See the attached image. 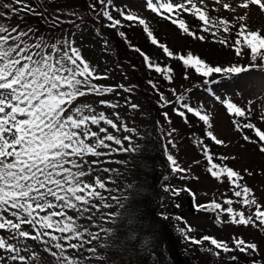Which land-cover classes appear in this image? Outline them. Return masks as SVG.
I'll use <instances>...</instances> for the list:
<instances>
[{
  "label": "snow or ice",
  "instance_id": "obj_1",
  "mask_svg": "<svg viewBox=\"0 0 264 264\" xmlns=\"http://www.w3.org/2000/svg\"><path fill=\"white\" fill-rule=\"evenodd\" d=\"M96 4L101 6L99 15L108 21L107 27L123 28L124 21L128 22L129 27L138 23L143 26L144 33L153 45L160 47L168 57L182 61L185 68L191 69L202 78L204 85L218 84L214 79L216 76L227 77L247 72L253 67L264 66V33L260 29L251 30L246 23L253 7L264 14V0H213L217 7H213L212 11L228 12L231 19L210 16L207 0H144L146 10L170 20L187 36L203 41L205 36L192 31L186 20L181 18L183 14L192 16L199 21L201 32L210 33L212 37H221L217 42L232 48L238 57L248 55L251 63L247 66L212 65L191 53L186 56H174L173 52L154 36L143 17L134 15L131 10L115 9L120 17L116 18L110 11L112 0H96L95 4L90 5L93 11L97 10ZM0 8L8 10L0 11V18L7 16L9 12L43 16V12H37L27 0H11L10 3L0 0ZM59 22V16L52 17L49 21L52 27ZM233 31L234 39L230 41L228 36ZM118 34L126 39L123 31ZM34 37L35 31L32 28L0 23V233H7L6 236L0 235V264H8L9 260L14 264H35L40 259L37 251H30L27 245L21 246L22 241H39L44 245V252L57 264H80L78 258L67 254L69 250H79L85 244L103 240L114 231L97 224L93 219L94 209L98 212L101 207L111 208L112 204L107 203V198L99 191L106 190L104 181L99 177L91 182L85 179L90 175L89 170L85 168L89 161L85 158L102 155L97 149L110 147L105 143L106 140L117 145H121L122 141L114 135L106 134L101 137L97 131H93L91 126H99L101 122L117 130L119 126L113 120L107 119L103 112L97 113L91 104L78 103V100L88 95L104 96L115 89L94 82L107 77L98 74L71 41L48 43L43 37ZM133 50L143 57L145 66L150 71L161 74L171 83L172 69L153 63L139 48ZM187 78L185 75V79ZM149 84L159 91L151 80ZM131 90L124 88L127 92ZM172 91L175 102L180 106L174 108L177 115L185 117L187 122L185 113H191L208 128L212 127L210 117L203 108L190 106L184 102L183 95L176 94L174 89ZM215 99L232 116L247 118L251 111L250 108L238 106L231 99L219 95H215ZM160 101L164 106L172 103L163 93H160ZM99 103L118 107L104 100ZM131 107L138 106L132 104ZM164 116L167 120L168 114L164 113ZM260 120L264 122V114L260 116ZM233 123L239 131L251 130L252 136L245 132L243 139L258 144L259 151L264 153V130L252 123L250 118L243 124L237 121ZM125 131L131 130L125 127ZM99 132L107 133V129L100 127ZM171 134L169 132V135ZM207 136L218 145L224 143L211 131L207 132ZM124 139L131 142L129 136ZM198 143L203 145V141ZM122 150L136 151V148ZM203 153L209 165L208 172L217 180L226 178L233 188L239 189L233 192L235 197L240 198L236 202L249 209L254 206L255 210L250 211L248 215L244 211H237L232 207V199L223 201L224 205H228L226 208L215 201L198 207L226 213L233 224L264 228V205L256 201L247 186L238 183L243 179L240 173L214 163L207 146L203 147ZM167 159L174 172L186 171L179 167L172 155H168ZM219 159L225 160L227 157ZM132 187L133 185H128V188ZM180 191L190 190L174 189L173 195H179ZM110 199L119 207H124L120 203L121 197L113 195ZM70 211L79 213L80 216L90 213L87 219L92 221V226L98 230L92 232L78 224L80 216L70 215ZM119 215V212H109L99 219L104 223H115ZM192 231L194 230L190 226H186L181 229V234L191 245L201 246L207 242L208 247L204 248V251L217 258L221 253L258 251L255 243L240 237H233L230 246L227 241L209 235L200 238L187 235ZM144 243L147 245L149 242ZM87 251L95 254L97 248L90 247ZM22 252L27 255H22ZM97 259L101 257L98 256ZM230 259L235 261L237 257L231 256Z\"/></svg>",
  "mask_w": 264,
  "mask_h": 264
},
{
  "label": "rangeland",
  "instance_id": "obj_2",
  "mask_svg": "<svg viewBox=\"0 0 264 264\" xmlns=\"http://www.w3.org/2000/svg\"><path fill=\"white\" fill-rule=\"evenodd\" d=\"M3 1L6 3L11 2V0ZM27 2L36 8L30 0H27ZM32 2L35 3V5L40 3L46 9V16L49 17L50 20L52 17L59 16L60 22L55 27H52L49 23L50 20L47 21L45 32L37 30L35 27L21 28H32L35 31L34 38L43 37L48 43H56L57 41L63 40L71 41L73 46L79 49L84 59L89 62L90 66L95 68L96 72L101 76L107 77L106 79L94 82L98 85L111 86L115 89L114 92L104 96L88 95L78 100V103L91 104L97 113L103 112L107 119L113 120L119 126L117 130L101 122L99 126H91L93 131H97L101 137L110 134L122 141L121 145H117L112 141L106 140L105 143L110 147L97 149L99 152L103 153L102 155L87 156L85 158L89 161V163L85 165V168L90 172V175L85 177V179L91 182L96 177H99L104 181L106 190L100 189L99 191L107 198L106 202L112 204L111 208L101 207L98 212L94 209L93 219L96 220L97 224H101L105 228L114 229V231L107 237H104L103 240L93 241L91 244H85L84 247L79 250H69L67 253L68 255L78 258L80 264H91L90 261L92 260L93 253H89L87 251L88 248H97V252L94 255L99 256L104 253L105 249L107 250L115 247V243L119 238L123 241V235L125 236L121 225L119 226L118 218L115 223H104L99 219L100 216L106 213L117 212V204L115 201L111 200L110 197L113 195L121 197V203L127 193L128 185H130L133 180L132 172L134 168L132 165V158L127 154L131 151L125 152L122 148L135 147L136 150H139L142 138H148L147 140L151 141V139L155 137L153 132L155 127L146 131V129L152 127L154 123L149 119L151 118L150 110L149 107L145 105V95L140 93L141 86L137 79V75H133L131 72L127 71V67L124 63L107 60L102 51L104 45L99 43L97 39L90 36L88 33L89 29L92 27H94V30L97 29V27H101L110 34L114 33L112 28H105L108 22H103V16L99 15L101 6L96 4L97 10L93 11L90 5L96 2L92 0H32ZM207 3L208 12L211 11L210 13L213 17H231L230 13L224 12L223 10L220 12L212 11L213 7H217L213 4V0H207ZM115 9L131 10L134 15L145 17L144 19H151V16L154 15L145 9L144 0H112L110 11L117 13L119 16V13L115 11ZM0 11L6 12L3 8H0ZM77 19L81 21V24L77 25L74 23ZM85 19L89 21L86 22L84 21ZM263 19L264 17L259 13L258 9L253 7L250 18L246 23L253 25L252 28L256 30L258 28L254 26H258V23L260 25L264 24ZM0 23L6 24L4 17L0 18ZM71 23H73V26H71ZM170 32L172 31H169V33ZM96 36L99 40H103L100 32H96ZM174 37H176L177 46L184 45L185 37L182 32ZM170 38L171 41H173V37ZM190 50L195 56L204 53L207 60H214L217 63L227 62L229 59L226 51L221 49L218 45L207 42L206 40L201 41L195 39L191 43ZM168 59L167 56L163 55L156 64L161 67L169 64L168 68L172 69L171 83L165 79L162 82L164 84L162 87L163 95L166 99L172 101V103L167 106L162 104L164 108L160 111L159 115L156 116L155 122L158 128L163 129L162 136L167 156L172 155L173 158L176 159L179 167L186 169L185 172H172L173 181L176 180L177 183L170 185L169 192H173L174 189L190 190L180 191V194L186 198V201L187 198H189L190 201L192 200V205H194V207H191V213L189 215L180 217L181 219L177 220V224L179 225L176 227L178 234H181V229L190 226L194 231L187 233V235L195 238L209 235L218 240L227 241L229 245L232 246V238L240 237L247 242L255 243L258 248V251L255 253L233 251L230 253H221L217 258L204 251V248L208 247L207 242L201 246L191 245L181 234L183 236L182 240H185V244L191 248H189V251L199 256L200 264H264V228L254 227L252 225L244 226L233 224L231 223V218L226 213H221L219 210L210 211L205 210L203 207H198L215 201L221 203L223 207L226 208L228 205H224L223 201L225 199H232L234 201L232 207L237 211H244L245 214L248 215L250 211L255 210L254 206L249 209L236 202L240 198L235 197L233 192L239 189L233 188L226 178L222 177L221 180H217L208 172L209 165L203 153V147L198 143L195 144V141L191 142V138L186 139L184 131L179 130V124L183 122V117L177 115L174 111V108H179L180 106L175 102V96L172 91L174 89L176 94L183 95L184 102L186 103L188 102L187 100L190 99L192 107L194 108L195 106L193 103L195 102V98H192L190 93L194 92L200 97H197L198 104L203 106L204 111L211 113L214 124V135L224 141V143L220 145H216L214 142V149L211 146L208 148L209 154L212 153L213 160L217 159L219 165L230 167L240 173L243 179L238 181V183L247 186L251 190L252 196H254L256 201L264 205V153L259 151L258 144L250 143L243 139L245 130H237L233 123V121H237V117L230 115L226 108L215 99V95H219L225 99H231L238 106H243L246 109L250 108V112L261 116L264 114V69L253 68L247 72L233 74L227 77L217 76L216 78L214 77V79L219 82L218 84L204 85L201 82L198 86H192L191 88L193 89L190 90V93H186L187 86H190L192 83L190 80L181 82L182 79L178 76L180 71L178 63H182V61L175 62L172 59L168 61ZM157 75L159 76L161 74ZM156 78L157 77L154 76V83L157 82ZM124 88H130L132 90L127 92L124 91ZM213 92L215 95H213ZM149 94L150 93H148V96ZM101 100L107 101L110 104H116L118 107L113 108L102 105L99 103ZM132 104L138 107L132 108ZM164 113L168 114L167 120L165 119ZM259 126L264 130V122L261 121ZM100 127L107 129V133H100ZM125 127L131 131H125ZM169 132L172 134L169 135ZM125 136L131 137V142L125 140ZM220 157H227V159L221 160L219 159ZM201 158L203 159L202 162L200 161ZM92 161H95V163H91ZM105 169H109V171L106 172L104 171ZM159 190L163 192L164 187H161ZM94 202L101 203L99 201ZM169 202L171 205L169 208L177 205L178 209L181 210L183 207V202H179L178 204H174L172 201ZM69 214L80 216L79 213L71 211ZM89 214L90 213H84L80 216L77 223L87 227L89 231L95 232L98 229L93 227L92 221L87 219ZM119 227L120 230H118ZM0 235L6 236L7 233L2 232ZM85 239H87L86 235ZM127 240L132 241V238L126 237V241ZM23 245H27L30 251H37L39 253L40 259L37 260L35 264H57L50 255L44 252V245L39 241H22L21 246ZM2 254L7 256L6 253ZM21 254L27 255V253L23 252ZM231 256H236L237 259L233 261L230 259ZM154 263V259H152L150 264ZM8 264H14V262L9 260Z\"/></svg>",
  "mask_w": 264,
  "mask_h": 264
},
{
  "label": "trees",
  "instance_id": "obj_3",
  "mask_svg": "<svg viewBox=\"0 0 264 264\" xmlns=\"http://www.w3.org/2000/svg\"><path fill=\"white\" fill-rule=\"evenodd\" d=\"M92 1L96 2V0ZM30 2L36 7L35 9H37V12H43V16L28 15L24 13L12 14L9 12V14L4 17L6 24L10 26L21 25L20 27H35L37 30L45 32L46 22L50 20L49 17L46 16V9L40 3L35 5L32 0H30ZM5 11L8 12V10ZM210 12L209 15L212 16ZM111 14L116 18H120L115 12L111 11ZM261 15L264 17V14ZM181 18L186 20L192 31L196 32L198 35L205 36L207 42L216 44L226 51L229 59L227 62L217 63L214 60H207L204 53L198 54L197 57L212 65L228 66L229 64H239L243 66L245 64L244 66H247L251 63L248 55L245 54L238 57L235 55L232 48L225 47L218 43L217 41L221 37H212L210 33L201 32L199 30V21L192 16L183 14ZM226 18L231 19V17ZM145 20L158 41L166 45L169 50L173 52L174 56H186L188 53L193 54L190 47L195 39L180 31L170 20H165L155 14L151 16V19L147 18ZM84 21L88 22L89 20L85 19ZM105 21L106 23L108 22L103 17V22ZM74 23L78 25L81 24V21L77 19ZM123 23L125 25L123 28H112L114 31L113 34L108 33V31L105 29L103 30L101 27H97L95 30L94 27H92L89 29L88 33L90 36L97 39L99 43L104 45L102 51L107 60L122 62L127 67V71L131 72L133 75H137V79L141 86L140 93L145 95V105L149 107L150 110L151 118L149 119L154 123V125L147 128L146 131L155 127L153 131L155 137L152 138L151 141H148V138H142L139 150L127 153L130 158H132V165L134 168V171L132 172L133 180L131 183L133 187L127 188V193L124 196L127 197V199L123 198V201L121 202L124 207H119L118 205L116 207L117 212L120 214L117 217L119 226L121 225L125 234V236L123 235V241L125 238L124 244L119 238L115 243V247L107 250L104 248V253L99 255L101 259H97L98 256L92 254V260L90 263L150 264L152 259H154V264H200L199 256H196L192 251H189L191 248L185 244V240H182L183 236L178 234L176 229V227L179 226L176 218L189 215L191 213L190 209L191 207H194V205H192V200L190 201L189 198H187L186 201V198L182 194L179 193V195H173V192H169L170 185H174V183L177 182L176 180L173 181L172 166L167 159L165 143L162 136L163 129L158 128L155 122L156 116L159 115L160 111L164 108L160 101V93H163L162 87L164 84L162 82L164 78L162 75L158 76L155 71H150L145 66L143 57L133 49H141L155 64L160 61V58H162L163 55H167L160 47L153 45L150 42L149 38L143 31V26L134 23L133 26L129 27L127 21H124ZM247 24L251 30H254V28H252L253 25L249 23ZM71 26H73V23H71ZM258 26L254 27H257L262 33H264V24L260 25L258 23ZM119 31H123L126 34V39L118 34ZM169 31L172 32L169 33ZM96 32H100L103 40L97 38ZM181 32L185 37V43L182 46H177L176 37L174 36L181 34ZM170 37H173V41H171ZM228 38L230 41L234 39V31L228 36ZM193 55L195 56V54ZM168 58V61L171 59L175 62L180 61L178 59ZM168 65L162 67H168ZM178 68H180L178 76L182 79L181 82L190 80L192 83L190 86H187L186 93L191 92L190 90L193 89L191 88L192 86H198V84L202 82V78L191 69L185 68L183 63H178ZM253 68L264 69V66ZM185 75L188 76L187 79H185ZM154 76L157 77V82L155 84L159 91L153 89L151 84H149L150 80L154 83ZM148 93H150L149 96ZM190 94L192 98H195L194 101L196 103L192 102L195 108H203V106L198 104L197 94L194 92ZM187 101V103L192 106L190 99ZM180 110L185 111L183 108H180ZM208 115L210 117V123L212 124L211 128H208L191 113L186 112L185 116L187 122H185V117H183V122L179 124V130H183L185 138H191V142L195 141L194 143L197 144L199 141H203V145L200 144L201 147L207 146V148H209L211 146L214 149L213 145L216 143L214 144V141L207 136V132L209 131L214 134V124L211 118V113H208ZM259 117V114L250 112L247 118L237 117V121L240 124H243L246 122V119L250 118L252 123H255L260 127L259 124L261 121ZM245 132L252 136L251 130H245ZM253 138L255 137L253 136ZM217 139L219 138L217 137ZM210 155H212V153ZM200 161L202 162L203 159L201 158ZM213 162L219 165L217 159L213 160ZM161 187H164L163 192H160L159 190ZM169 201L174 202V204L183 202L182 209L179 210L177 205L169 208L171 206ZM165 216L168 218L165 219ZM118 230H120V227ZM126 237H131L132 241H126ZM144 241H148L149 243L146 245Z\"/></svg>",
  "mask_w": 264,
  "mask_h": 264
}]
</instances>
